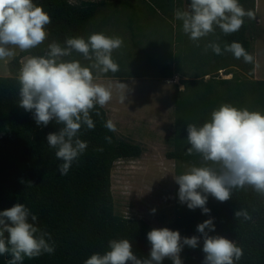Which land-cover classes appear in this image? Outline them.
I'll use <instances>...</instances> for the list:
<instances>
[{
  "label": "clouds",
  "instance_id": "clouds-1",
  "mask_svg": "<svg viewBox=\"0 0 264 264\" xmlns=\"http://www.w3.org/2000/svg\"><path fill=\"white\" fill-rule=\"evenodd\" d=\"M174 16L182 21L183 33L199 47L200 41L215 34L217 28L224 35L239 31L245 18L254 19L255 13L246 10L240 0H190L188 10L175 9ZM50 23V15L34 0H0V61L14 58L17 50L31 52L42 45L48 38ZM122 46V38L103 32H93L87 38L67 37L63 44L56 41L47 44L43 55L26 56L19 68L16 77L19 107L32 113L37 126L46 127L52 121L61 125L46 137L56 159L62 161L57 166L61 176L69 173L88 147L80 139V131L82 127L95 128L91 113L99 116L96 106L104 108L113 99L112 86L98 81L109 72L119 71L113 52ZM209 49L217 55L231 53L245 63L254 61L239 42L225 43L222 51L218 42L209 41L204 51ZM73 53L88 63L71 58ZM116 87L127 86L119 83ZM125 100L126 95H121L120 102ZM104 127L117 131L111 119ZM186 130L190 145L187 154H198L202 163L174 177L181 204L210 215L209 196L226 202L232 198L234 189L247 186L264 197V113L223 103L211 111L209 121L202 125L189 123ZM105 140L110 143L111 137L106 136ZM155 211L151 210L153 214ZM234 218L252 219L242 208L234 212ZM37 219L19 202L0 211V256L10 255L9 264H22L26 257L32 259L55 252L51 235L36 226ZM196 231L203 237L202 264H237L244 255L235 240L209 235L215 231L214 218L199 223ZM200 239L196 235L182 237L178 230L167 227L153 228L147 233L148 257L138 258L129 239H112L108 241L109 250L92 254L84 264H161L165 258L171 259L172 264H183L180 256L183 248H197Z\"/></svg>",
  "mask_w": 264,
  "mask_h": 264
},
{
  "label": "trees",
  "instance_id": "trees-1",
  "mask_svg": "<svg viewBox=\"0 0 264 264\" xmlns=\"http://www.w3.org/2000/svg\"><path fill=\"white\" fill-rule=\"evenodd\" d=\"M171 3L172 0H166ZM50 15L51 23L47 26L48 38L31 52L17 55L10 63L11 76L0 77V211L23 203L38 219L36 226L51 235L55 244L53 254H43L36 258H25L22 264H84L94 253L103 254L108 249V241L112 239H129L132 251L138 258L149 256L150 244L147 233L153 227L144 220L126 219L115 214L112 193V172L117 161L139 158L141 146L125 141H118L115 132L104 127L109 119L104 108L96 106L100 112L97 116L91 113L95 128H81L80 139L86 141L88 147L79 161L73 163L66 176L57 171L58 164L55 150L47 145L46 137L59 130L61 125L55 121L46 127L37 126L32 113L19 107L17 74L21 60L28 55H43L47 44L52 41L64 43L67 37L91 34L96 16L101 6L94 3L73 5L68 0H34ZM241 5L255 13V0H240ZM188 7L190 0H185ZM256 23V21H253ZM248 18L239 31L224 35L219 28L213 34V40L220 44L239 42L250 53L252 43L247 38ZM189 41L187 59L202 60L204 56L202 44L209 40L204 38L193 55ZM175 40V39H174ZM211 52V53H210ZM208 56L224 60L226 55H217L210 49ZM71 58L85 61L82 56L73 53ZM68 59V58H66ZM119 65V71L109 72L103 77H134L123 71L124 61L113 58ZM220 68L219 70H221ZM205 74L203 77H205ZM170 76L163 78L171 79ZM184 90L175 89V133L174 150L166 154L176 163V175L186 171L183 166H200L198 154H187L190 147L187 138V124L202 125L210 120L211 111L223 103H230L237 108H248L264 113V81H256L250 86L237 83L235 80H203L199 76L189 80ZM111 137L107 142L105 137ZM99 149H102L100 151ZM179 185L175 191V219L165 226L178 230L182 237L200 236V244L193 249L185 246L180 253L183 264H202L204 259L203 237L196 231L199 223L210 217L214 218L215 231L209 235H221L235 240L244 252L237 264H264V197L250 187L234 189L232 198L219 202L209 196L207 207L210 215L203 214L201 209L189 210L179 202ZM239 208L248 211L251 220L234 218ZM207 231V229H206ZM11 259L10 255H5ZM161 264H172L165 258Z\"/></svg>",
  "mask_w": 264,
  "mask_h": 264
},
{
  "label": "rangeland",
  "instance_id": "rangeland-1",
  "mask_svg": "<svg viewBox=\"0 0 264 264\" xmlns=\"http://www.w3.org/2000/svg\"><path fill=\"white\" fill-rule=\"evenodd\" d=\"M251 1L248 0V4ZM129 2L121 0V5L113 2L105 6L98 16L100 24H109L104 30L106 35L123 40V46L113 52V58L122 59L123 71L136 77L98 81L111 85L113 89V99L105 106L108 118L116 125L118 141L136 144L143 149L139 158L122 159L114 165V209L118 216L144 220L153 228H163L175 219L176 163L166 156L174 150L175 89L184 90L183 84L197 76L206 81L233 78L237 83L250 86L259 81L254 79L255 67L258 79L264 81V0L260 1L258 15L248 19L247 38L252 43V63L235 59L227 52H224V60L215 59L212 54L208 56L204 51L205 42L203 51H200L204 59H187L190 42L185 41L182 21L174 16L175 9L188 10L185 0ZM115 26L121 27L122 34L115 33ZM123 34L130 37L123 38ZM206 38L213 40L212 35ZM195 50L197 46L193 43L190 52L194 55ZM14 58L0 61V77L12 75L10 63ZM171 74H174L173 78L163 80V76ZM119 83L127 87H116ZM121 95H126L124 103L120 102ZM183 167L187 170L189 166ZM152 209H156L154 214Z\"/></svg>",
  "mask_w": 264,
  "mask_h": 264
},
{
  "label": "crops",
  "instance_id": "crops-1",
  "mask_svg": "<svg viewBox=\"0 0 264 264\" xmlns=\"http://www.w3.org/2000/svg\"><path fill=\"white\" fill-rule=\"evenodd\" d=\"M71 4L73 5H80L82 3H94V4H99L101 6V10L107 6L112 4L113 2H120L121 0H68ZM260 1L261 0H255V14L258 15L259 10H260ZM111 2V3H110ZM127 2H129V0H127ZM130 3V2H129ZM119 5H121L119 3ZM101 14V12L96 16L95 20H94V24L91 28V33L93 32H103L104 30H106L108 28L109 24H100L99 21L100 19H98V16ZM104 19V18H103ZM102 19V20H103ZM109 19V18H107ZM120 27V26H119ZM121 29V27H120ZM118 29V26H115V33H120L122 34V29L120 30ZM122 36H124L123 38H129L130 35L128 34H123ZM136 77H125V78H117V77H101L102 80H109V79H115V80H129V79H134ZM259 78V74H258V70L255 67V80H260ZM163 80H166V78H163ZM168 80V79H167ZM264 80V79H262ZM104 109L107 111V108L104 107ZM108 114V112H107ZM12 259V258H11ZM11 259H7L5 255L0 256V264H9Z\"/></svg>",
  "mask_w": 264,
  "mask_h": 264
}]
</instances>
